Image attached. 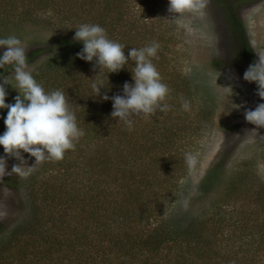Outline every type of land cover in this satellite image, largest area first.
I'll use <instances>...</instances> for the list:
<instances>
[{"label": "rangeland", "instance_id": "obj_1", "mask_svg": "<svg viewBox=\"0 0 264 264\" xmlns=\"http://www.w3.org/2000/svg\"><path fill=\"white\" fill-rule=\"evenodd\" d=\"M113 1L107 10L102 0H96L94 11L87 1L75 6L82 21L93 17L96 24L115 25L114 35L124 36L129 47L134 43L143 44L148 35L146 31L150 30L167 40L166 68L164 75L160 74L162 82L177 85L182 97L180 103L187 100L190 107L185 111L179 104L172 116L168 112L174 108L169 107L161 117L162 123L152 115L144 119L146 125L141 127L148 128L153 136L139 137L141 141L138 142L144 146V141L150 139L153 140L152 145L160 146V149L148 151V145L143 150V154L148 152L146 164L151 165L145 181L139 176L127 179L128 169H134L136 165L129 162L133 153L129 150L133 146L122 136V128L108 132L105 122L95 123L89 144L80 143L79 149L83 153L96 152L97 139L103 136L100 145L105 151L113 152L112 164L115 169H123L124 175L120 178L119 173L114 172L121 182H114L110 192L122 184L125 187L127 183L125 195L118 199V204H123L125 199L129 203L136 202L132 199L137 198L130 194L136 186L145 187L148 191H152L149 187L153 186V191L157 188L160 193H165L166 190L156 185L164 183L166 188L167 183L170 187L174 184L170 197L161 194L160 201L165 205L166 214L175 209L174 218L179 222L184 217L182 211L195 216L207 212L212 220L208 235L213 239L207 248L214 255L220 254L217 256L224 264L226 261L230 264L233 261H237L236 264H264V128H257L245 119V112L254 110L264 100L258 95L257 84L244 79L250 66L264 60V0H207L202 15L185 13L179 16L169 12L168 0ZM55 4L56 0L41 16L38 25L20 29L16 34L22 41L26 56L39 51L33 60L27 62L26 71L32 74L58 48L60 38L65 36L53 26L56 22ZM229 8L232 9L230 15ZM8 27L11 32L14 30L12 25ZM241 41L248 44L252 54L242 48ZM5 50L0 49V54ZM10 75L11 71L4 76ZM47 78L50 80L49 76ZM93 79L92 72L86 75V80L83 78L86 83H93ZM9 83L14 82L10 80ZM185 83H188V88ZM6 93L5 102L15 100L19 94L15 88ZM72 105L73 109L78 106L76 103ZM91 120L89 117L87 122L91 124ZM253 130L256 132H251ZM2 133L0 123V135ZM162 135H169L166 146ZM187 153L196 157L195 162H188ZM21 155L23 160L7 155L0 146V158L4 160L0 161V237L26 224L31 217L28 180L31 173L41 169V163L35 165L34 157L23 152ZM154 158L160 161L152 162ZM14 166H22L26 174L12 172ZM28 167L33 168L29 171ZM213 168L220 170L222 184H217L210 195L192 206L191 199L197 196L199 183ZM172 174L174 178H171ZM237 177H242L237 181L239 184L229 187ZM173 198L175 203L169 204ZM186 219L184 217V222Z\"/></svg>", "mask_w": 264, "mask_h": 264}, {"label": "trees", "instance_id": "obj_2", "mask_svg": "<svg viewBox=\"0 0 264 264\" xmlns=\"http://www.w3.org/2000/svg\"><path fill=\"white\" fill-rule=\"evenodd\" d=\"M82 1H87L94 11L96 0H56V22L53 26L65 36L60 38L58 48L40 63V67L36 68L32 75L46 92L62 90L65 93L70 109L76 115L78 127L83 130L84 135L75 142L73 150L65 153L63 160H46L40 164L41 169L37 173H31L28 180L32 199L31 217L26 224L0 237V264H224L217 256L220 254L214 255L210 248H207L213 240L208 235L212 220L207 212L195 216L182 211L181 214L187 218L186 222L184 217L179 222L175 221V209L166 214L165 205L160 201L161 194L170 197V192L175 188L174 184L170 187L167 183L166 188L164 183L156 185L161 190H166L165 193H160L157 188L153 191V186L149 187L152 191L136 186L130 194L137 198L132 201H137L129 203L125 199L123 204H118V199L125 195L127 183L125 187L122 184L117 190L110 192L113 190V184L121 182L120 178L124 175L121 171L123 169H115L112 164L113 152L105 151L104 146L100 145L103 136L97 139L99 142L95 145L96 152L83 153L79 149L80 143L89 144V135L95 132V123L105 122L104 127L108 132L122 128V136L133 146L129 150L133 151L129 162L136 165L134 169H128L127 179L132 180L139 176L143 181L151 166L146 164L145 157L148 152L143 154V150L148 145V151L160 149V146L152 145L153 140L150 139L144 141V146L138 142L148 134L153 136L148 128L145 130L141 127L146 125V117H133L135 122L129 129L111 117V99H102L103 95L110 98L123 95V85L134 84L131 71L134 70L135 63L129 59L123 70L108 74L107 69L99 73L95 61L88 63L77 57L83 44L74 39L75 30L84 23L96 24L93 17L89 21H82L76 8L83 4ZM102 1L105 9H109L114 2ZM53 2L54 0H0V38L17 37L20 29L38 25L41 16ZM60 7L68 10L62 11ZM24 8L28 9L23 10ZM228 13H232L231 8ZM79 21H82L81 24ZM229 21L232 23L230 18ZM9 25L14 28L13 33ZM98 25L106 30L111 40L124 45L126 57L131 48L140 49V46L142 48L157 42L159 49L152 62L158 72L164 75L167 62L164 56L168 41L160 37V34L157 37L153 30L152 33L149 31L150 34L146 31L148 35L143 44L134 43L129 47L124 36L114 35L115 25H105L103 22ZM239 25L242 23L239 22ZM130 26L137 28L135 25ZM133 31L136 33L135 29ZM241 46L252 54L245 41H241ZM38 54L39 51L27 55V62ZM10 71V68L8 71L0 69L3 75ZM90 72L94 75L93 80L103 83L104 88L100 89L99 96L92 88L93 83L83 80H86V75ZM46 76H49L50 80L46 79ZM9 84L5 85L6 92L16 87L15 82ZM184 85L188 88V83ZM167 86L170 91L165 102L174 108L168 112V115L172 116L177 112L176 108L181 104L182 97L179 96L177 85L169 82ZM5 103L14 104L15 100ZM75 103L78 106L73 109L72 104ZM166 113L157 111L152 114V118L162 123L161 117ZM6 116L7 109L0 110L3 133L6 131ZM89 117L92 118L91 124L87 122ZM162 137L165 138L163 145H168L169 135ZM157 161H160L159 158L152 160ZM114 172L119 173L120 178ZM174 177L172 174L171 178ZM242 177H237L229 187L239 184L237 181ZM222 182L218 168L209 170L199 183L197 196L191 199V205L201 202L203 197L210 195L217 184L221 185ZM173 199L169 204L175 203ZM246 253L248 252L245 251ZM236 263L238 262L233 261L232 264ZM225 264L230 263L226 261Z\"/></svg>", "mask_w": 264, "mask_h": 264}, {"label": "clouds", "instance_id": "obj_3", "mask_svg": "<svg viewBox=\"0 0 264 264\" xmlns=\"http://www.w3.org/2000/svg\"><path fill=\"white\" fill-rule=\"evenodd\" d=\"M168 4L169 12L174 16L185 13L202 15L207 0H168ZM74 39L83 44L77 57L88 63L95 61L99 73L104 69L108 70V74L118 73L125 68L129 59L135 63L134 70L131 71L134 84L125 83L123 95L111 98L108 95L102 96L104 101L111 99V117L118 123H123L130 129L133 117H147L157 111L169 110L165 101L170 90L162 82V77L152 62V58L157 57V42L140 49L131 48L126 57L124 45L111 40L100 25L88 23L81 24L75 30ZM0 49H6L0 54V69H11L10 76L5 77L0 73V110L7 109L4 119L6 131L0 135V146L5 154L19 160H23L21 152L29 154L35 158V165L46 160H63L65 153L73 150L75 142L84 135L65 93L62 90L46 92L32 73L26 71V51L19 38H0ZM244 79L258 85V95L264 100V60L250 66ZM10 80L15 82V89L19 92L14 104L5 103V85H10ZM92 88L99 96L100 89L104 88L102 81L94 80ZM181 107L187 111L189 101L182 100ZM245 119L257 128H264V103L257 105L254 110L246 111ZM186 159L193 163L196 157L187 153ZM0 161H4L3 158ZM32 168L28 167L29 171ZM12 172L26 174L22 166H14Z\"/></svg>", "mask_w": 264, "mask_h": 264}]
</instances>
